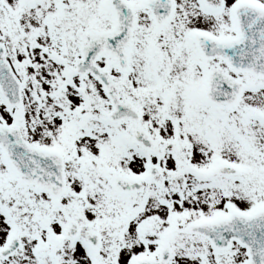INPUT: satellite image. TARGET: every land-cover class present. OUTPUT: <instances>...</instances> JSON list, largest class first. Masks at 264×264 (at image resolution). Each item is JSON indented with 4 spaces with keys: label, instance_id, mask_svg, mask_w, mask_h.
Masks as SVG:
<instances>
[{
    "label": "snow or ice",
    "instance_id": "obj_1",
    "mask_svg": "<svg viewBox=\"0 0 264 264\" xmlns=\"http://www.w3.org/2000/svg\"><path fill=\"white\" fill-rule=\"evenodd\" d=\"M0 264H264V0H0Z\"/></svg>",
    "mask_w": 264,
    "mask_h": 264
}]
</instances>
